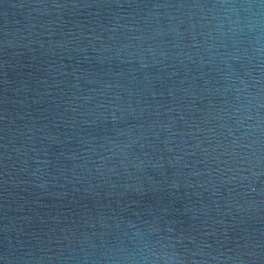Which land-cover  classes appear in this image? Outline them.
Listing matches in <instances>:
<instances>
[{
    "label": "water",
    "instance_id": "water-1",
    "mask_svg": "<svg viewBox=\"0 0 264 264\" xmlns=\"http://www.w3.org/2000/svg\"><path fill=\"white\" fill-rule=\"evenodd\" d=\"M246 3L0 0V264H264Z\"/></svg>",
    "mask_w": 264,
    "mask_h": 264
},
{
    "label": "clouds",
    "instance_id": "clouds-1",
    "mask_svg": "<svg viewBox=\"0 0 264 264\" xmlns=\"http://www.w3.org/2000/svg\"><path fill=\"white\" fill-rule=\"evenodd\" d=\"M222 7H226L232 12L234 16L237 17L235 21L229 20V25H242L243 27H238L237 31H243L246 28L249 33L255 32L257 33L256 39L257 41H259V33L264 32V0H259V3L255 4H228L222 5ZM254 9L260 11L254 12ZM241 10L246 13V15H244L243 17L239 15V12ZM5 257L6 264H13L7 252H5ZM116 259L120 262V264H137L138 258L135 255L129 254L127 256H118L116 257ZM142 259L146 261L147 256L142 257ZM167 264H182V262L176 259H169L167 261Z\"/></svg>",
    "mask_w": 264,
    "mask_h": 264
}]
</instances>
